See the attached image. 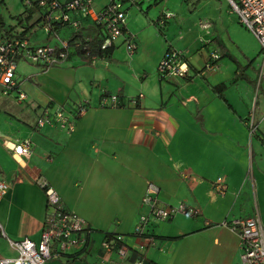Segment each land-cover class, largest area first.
<instances>
[{
  "label": "crops",
  "instance_id": "1",
  "mask_svg": "<svg viewBox=\"0 0 264 264\" xmlns=\"http://www.w3.org/2000/svg\"><path fill=\"white\" fill-rule=\"evenodd\" d=\"M108 2L93 0L94 9ZM20 16L21 21L16 20L20 25L1 24L0 32L26 36L35 47L86 37L95 51L101 36L89 21H83L77 33L69 26L45 32L35 6L16 18ZM168 25L159 29L155 22L131 16L125 36L130 35L137 45L133 54L127 53L122 36L95 64L71 52L61 65L48 69L35 65L24 80L16 69L17 86L24 94L21 101L15 93L2 94L0 87V180L9 184L0 201L5 237L39 242L46 207L37 181L46 180L62 205L81 217L90 230L89 252L63 257L67 264H95L106 235L123 237L129 260L242 264L239 234L224 224L257 215L264 226V118L255 120L259 124L251 140L245 124L251 93L264 84L249 75L260 47L251 36L257 43L256 55L242 52L246 60H236L234 78H228L230 67L225 71L217 61L207 71L210 56L200 45L193 46V41H182L185 36L172 38ZM168 49L178 51L185 60L186 77H162L157 72ZM226 53L227 48H222L220 56L226 58ZM252 69L258 73L257 67ZM233 85L246 99L236 103ZM258 92L253 111L264 97V89ZM113 95L120 104L113 108L100 104ZM79 104L86 111L77 117ZM60 107L75 120L72 133L58 125L36 126L45 109L53 114ZM25 140L31 141L32 150L27 159L14 158L4 146ZM217 181L226 186L223 194L215 192ZM148 182L159 188L161 204L193 207L198 216L176 215L150 224L151 242L136 236L133 228L145 212L140 201ZM5 237L0 235V256L14 257ZM63 258L45 264H57Z\"/></svg>",
  "mask_w": 264,
  "mask_h": 264
},
{
  "label": "built area",
  "instance_id": "2",
  "mask_svg": "<svg viewBox=\"0 0 264 264\" xmlns=\"http://www.w3.org/2000/svg\"><path fill=\"white\" fill-rule=\"evenodd\" d=\"M152 0H109L108 4L100 10L94 9L93 0H22L25 8L35 6L41 12V21L45 32H52L58 27H67L78 32L83 21H89L91 26L101 32L96 54L92 51L89 38L64 40L59 39L58 44L39 47L31 46L29 39L19 35H5L0 32V87L4 95L16 94V99L21 101L24 94L21 93L15 79L17 62H30L42 68L54 67L63 64L71 54H79L86 62L95 64L98 59H104L114 47V44L124 36V46L128 54H133L137 45L130 35H126V9L124 3L131 6H138L143 2ZM157 1V0H155ZM230 12L236 14L238 22L250 35L257 40L260 47V62L258 64L257 82L264 80V0H226ZM155 25L162 29L170 18V15L162 14ZM201 28L208 30V25L201 24ZM209 60L205 64L207 71L215 68L219 56L209 54ZM157 72L162 77H186L188 66L178 51L168 49L157 66ZM138 100V98H137ZM130 102L136 103L135 99ZM100 104L104 107L117 106L118 96H110L107 100L102 99ZM86 111L84 105L79 104L75 115L82 116ZM247 121V120H246ZM75 120L69 119L64 107H60L53 114L45 109L36 119V126L58 125L65 133L70 134L74 130ZM249 134L256 133L254 120L246 122ZM6 149L11 151L12 156L29 158L32 152L31 141H17L12 144L4 143ZM38 187L45 196L46 216L43 229L40 233L38 243L28 238L19 241L5 237L2 225L0 224V235L7 240L8 247L15 253L14 257L0 256V264H45L52 258L72 257L87 254L89 248L90 230L86 227L85 221L76 213L69 211L62 205L57 192H55L45 180L37 181ZM215 192L223 194L226 186L217 181ZM9 184L0 180V201L3 199ZM146 190L141 198V207L145 211L139 215V219L133 228L136 236L151 242L152 236L147 235V228L152 223H161L174 218L176 215L198 216V210L187 207L183 204L175 207L161 204L158 199L159 188L151 182L146 184ZM208 225L209 223L206 222ZM230 230L237 231L240 238V260L242 264H264V226L259 223L258 216L247 217L246 219H234L229 224H224ZM101 255L96 259L95 264H151L143 258L128 259L129 250L124 245L123 237L106 235L101 245ZM113 255V259H110Z\"/></svg>",
  "mask_w": 264,
  "mask_h": 264
},
{
  "label": "rangeland",
  "instance_id": "3",
  "mask_svg": "<svg viewBox=\"0 0 264 264\" xmlns=\"http://www.w3.org/2000/svg\"><path fill=\"white\" fill-rule=\"evenodd\" d=\"M94 1L95 3L102 4L105 0ZM124 9H127L125 13L127 22H130L131 16H137L153 23L161 18L163 16L162 14L170 15V18L167 20L164 19L166 23L169 22L170 36L177 40L185 36L182 41L187 39L193 41V46H195V43L196 46L200 45V48L208 55L214 53L221 59L220 54L222 48H227L229 55L226 53V58H222L220 61L218 59V62L222 64L225 71L227 66L230 67V70H233H231V75L228 78H234V72L237 67L236 60L244 61V55H256L257 43L253 40L250 33L239 24L236 14L230 12L226 0H152L151 2L140 3L138 6H131L129 3H124ZM24 10L25 7L21 0H0V25L4 24L3 27L12 26V28L17 26V23L20 25L16 21L18 19L16 17L24 13ZM33 20L35 21L34 18ZM24 21L23 23H25ZM201 24L208 25V30L206 31L201 28ZM40 28L43 30V25ZM206 39L211 40L204 41ZM208 45L211 46L208 47ZM206 47H208V51H206ZM259 62L260 56H258L257 62L255 61L252 66H249V75L254 81L257 77V71L254 72L252 68L255 69V67H258ZM35 67V64L30 62L19 61L17 75H19L20 79L22 78L24 80L26 79L27 71ZM259 86L257 85L254 92L251 93V104L248 109L250 116L246 121H250L252 124L254 120L256 132L259 124L256 121L264 118V102H262L264 101V97L258 99V108H256L258 111H253L259 93L258 90L262 91L264 89V84L261 85L260 89ZM232 89L231 94L236 103L237 100H242V98L246 99L243 91H236L234 85ZM248 138L251 140L252 136L248 134ZM57 264L67 263H65L63 258L57 261Z\"/></svg>",
  "mask_w": 264,
  "mask_h": 264
},
{
  "label": "trees",
  "instance_id": "4",
  "mask_svg": "<svg viewBox=\"0 0 264 264\" xmlns=\"http://www.w3.org/2000/svg\"><path fill=\"white\" fill-rule=\"evenodd\" d=\"M22 1V0H21ZM21 16L17 19V21H21ZM96 49H97V47H95ZM92 51H93V48H92ZM93 52H95V54H96V51H93ZM48 68H50V67H48ZM48 68H45V69H48Z\"/></svg>",
  "mask_w": 264,
  "mask_h": 264
}]
</instances>
